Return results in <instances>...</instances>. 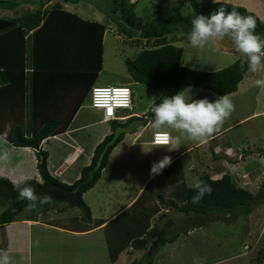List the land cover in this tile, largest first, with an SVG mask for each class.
I'll return each instance as SVG.
<instances>
[{
  "label": "trees",
  "instance_id": "obj_1",
  "mask_svg": "<svg viewBox=\"0 0 264 264\" xmlns=\"http://www.w3.org/2000/svg\"><path fill=\"white\" fill-rule=\"evenodd\" d=\"M23 1L34 8L20 16L0 19V84L7 83L8 75L12 73L9 72L10 70L15 71L12 74L23 73L22 69L16 70L15 66H11L12 63H16L17 54L21 53L20 62L23 63L27 59L26 53H29L32 67L34 63L36 65V56L33 57L31 52H28L29 45H33L42 52V66L46 67L48 72L75 75L82 81V85L91 89L102 67L105 24L82 18L76 12L63 7V3L76 4L79 0ZM49 1L54 2L46 6ZM180 1L182 6L187 4L185 3L187 0ZM189 1L194 6L192 11L184 14L176 12L160 19L153 16L146 22L141 21L135 12L136 1L110 0V5L107 2L105 9L98 3H88L96 7L111 22L116 19L114 15L118 16L119 19L116 21L118 27L130 37L139 32L142 38L153 39L151 47H145L134 57L127 58L125 65L132 81L158 93L155 98L157 104L164 96L175 95L190 86L210 90L220 96L230 94L237 90L247 71L246 66L243 70L240 66L244 57H239L228 66L215 71L192 69L182 65L180 62L182 47L167 40V34L175 25H183L186 31H189L191 20L195 16L207 17L222 7L226 11H237L243 16H252L256 20L255 34L264 37V22L243 6L223 1L203 4L198 0ZM0 4L3 8L14 9L21 4V0H0ZM133 41L140 43L139 38ZM34 70L38 71V66ZM83 98L82 94L78 99L57 98L53 101L51 96H47L46 101L51 111L49 119L32 130L21 125L13 126L10 130L0 127V135L16 147L36 148L41 140L66 130ZM151 104L152 102L148 105L144 118L133 114L123 120L109 121L111 132L96 144L90 162L81 167L80 176L72 183H65L50 172L47 163L48 152L45 150L37 151L36 165L40 181L26 179L20 184H15L9 178L0 176L2 208L0 224L16 220L26 208L29 202L19 200L18 189L30 185L38 196H50L51 202L38 203L31 213L25 214L27 217L34 219L36 209L46 210L51 203H65L77 207L81 210L80 216L57 217L47 220V224L82 232L105 223L102 230L107 256L111 263H115L122 252L131 248L129 253L137 250L144 252L130 264H158L155 260L160 248L165 249V244L173 242L177 236H184L190 229L198 228L207 222L219 219L230 220L231 216L236 217L238 213L248 214L261 200L260 194L256 198L250 190L238 186L227 173H223L218 178H212L208 174L200 175L199 182L203 181L209 185L211 194L206 193L199 203H193L192 198L196 195V189L185 184L183 167L177 158L160 174L154 175L135 200L121 213L107 222L100 218L91 219V210L83 194L97 183L109 161L111 151L118 144L123 143L125 134L137 129L138 121L144 123L146 119L148 121L153 119ZM130 113H136L134 105ZM142 123L137 125L140 126ZM173 207L179 211L176 213L188 215L180 227L175 226V218L165 214ZM158 214L161 223L154 220L155 217L158 218ZM168 230L169 235L166 237L165 233ZM263 258L264 245L259 249L256 260L261 261Z\"/></svg>",
  "mask_w": 264,
  "mask_h": 264
},
{
  "label": "rangeland",
  "instance_id": "obj_2",
  "mask_svg": "<svg viewBox=\"0 0 264 264\" xmlns=\"http://www.w3.org/2000/svg\"><path fill=\"white\" fill-rule=\"evenodd\" d=\"M54 1H49L46 3V6H50ZM131 1L137 2L135 12L143 22L148 21L153 16L160 19L176 12L184 14L194 10V6L189 0H187V2H185L187 4L183 6L180 4V0ZM198 1L203 4L215 1L227 3L238 1L241 3L240 1L243 0ZM244 1H246L247 6L237 3L230 4L243 6L247 10L248 8L251 9L252 11H248L254 13L264 22V0ZM23 2L24 1L21 0V4L14 9L3 8L0 4V19L20 16L22 13L31 11L34 8L32 5H26ZM107 2L110 5V0H79L76 4L63 3V6L68 10L77 11L83 18L92 19L95 15L93 12L95 8L91 7L93 5L88 3H98L105 9V4ZM83 9L87 12L84 13ZM114 16L116 19H113L112 22L106 16H96L99 18L97 20H102V22L105 23L107 31L103 40V67L96 81L93 83V86L130 85L133 90L132 101L134 111H136V109L144 110L148 108L149 102L155 99L158 93L153 90H148L143 84L132 81L127 74L125 60L134 57L136 53L145 47H151L154 41L153 39L146 40L142 38L139 32H136L132 37L121 32L116 22L119 18L116 15ZM138 38L140 43L133 41ZM167 40L173 42L176 46L182 47L183 51L180 62L182 65L192 69L215 71L228 66L239 57H242L228 38H225L223 41H210L202 49L191 47L188 42L187 31L183 25H175L172 31L167 34ZM257 79H264V72L252 73L248 70L246 71L244 82L250 85L236 95H231L230 98L235 106V110L221 128L226 127L236 119H242L241 117L249 114L253 109H264V87H259L254 84V81ZM192 98L198 100L201 99L202 96L194 94ZM86 100V107L79 111V115L75 119V124L79 123L85 116L87 117V115H92L94 117L97 115L100 116L101 114L96 109H87L89 107V99ZM90 112L91 114H89ZM109 124L110 123H104L102 125L92 126L87 130V134L86 131H80L82 133L79 132V138L86 139V137H89V130L92 131L93 128H103L104 130L107 129ZM151 132L152 130L148 129L141 134L148 133L149 136H151ZM173 133L175 137H179V143H175L176 147L184 148L189 146L188 144L194 142L175 130H173ZM213 142L214 144L218 143L221 147L219 148L220 150L216 151L215 158L212 156L211 147H208V143L194 151H189L183 156L184 160H188V164L199 163L197 168L194 167L192 169V167L189 166L188 170L184 167L185 184L188 185L189 183L188 187L195 186V184L199 182L200 175L203 174H208L212 178H218L223 173H227L238 186L250 190L256 198L260 194L259 199L261 200L253 206V209L248 214L238 213L236 217L231 216L230 220L224 221L219 219L207 222L198 228L190 229L184 236H177L173 243L165 244L167 252H163L162 248H160L162 255L157 253L155 260L158 264H163L162 262L165 260H168L169 264H207L212 262L217 264H264V258L261 261L256 260L259 249L264 245V114L252 115L233 124L226 129L222 135H218L215 140L211 141L210 144ZM52 143L51 141V146ZM129 145L130 139H125L123 143L115 147L96 185L83 194L85 202L91 208L92 217L111 216L123 203L133 196V193L135 194V191L139 189L137 184L140 185L144 183V173L138 170L142 167L140 161L142 163L144 161V155H139L143 153V150L139 151V154L136 151L130 150L123 152L125 151L123 150V146ZM44 147L48 146L45 145ZM142 147L146 148L145 145ZM133 148H137V146ZM204 150L209 153V157L206 155L207 152H202ZM225 155L232 159L237 158L239 155H244V158L241 159L240 157V162L233 163L231 161L236 159L229 160ZM222 156L228 159L229 163L220 162L219 158ZM28 157L29 156H27V158ZM151 159V157H148L147 161ZM217 159L218 163L215 162ZM159 160L160 159H158V161ZM29 161L30 159L27 161L28 164ZM82 162L83 157L75 163L73 161L72 163L69 162L67 173L60 178V180L68 183L72 181L73 177L77 179L80 176L79 166ZM54 163H56V161L52 162L51 171L55 168V166H53ZM220 163H223L222 167L219 166ZM14 164L16 165L17 162H14ZM27 168L28 169L25 171L28 172L29 176H32L29 178L37 180L32 175L35 168L33 167L34 169H30L29 165ZM215 168H219L217 170L218 173L214 171ZM221 169H223V171H221ZM189 175H192L191 177H195V179L190 178ZM216 175L219 176L215 177ZM20 176L25 177L24 171L21 172ZM67 176L68 178H66ZM75 178L73 181H75ZM18 179L19 178L15 179L16 183H21L26 178ZM176 211H178L177 208L173 207L165 214L168 217L175 218V226L180 227L181 223L185 222L188 215L180 214L178 213L179 211L176 213ZM29 213H31V210H26V208L21 212V214L24 215ZM34 215L35 217H42V219L48 218V216L53 218L68 215L80 216L81 210L65 203H51L46 210L36 209ZM157 216L158 218L155 217L154 220L160 222L161 219L159 218V214ZM37 232V229H35V231L33 229V238L35 241ZM168 232L169 230L165 233L166 237L169 235ZM38 235V243L42 242L40 245L43 246L40 247L38 244L34 243L35 241H31L32 256H34L36 251L35 246H37V249L42 253L47 250L48 256H45L48 257L49 264H89L90 258H94L95 264H114L108 259L102 229L94 230V232L83 237L68 233H59L51 231L50 229L40 230ZM179 247L181 248L178 249ZM2 250H4V247ZM127 250H125L122 255L123 260L120 262L118 260L117 264H127L123 263V261L127 259L130 260L129 255V258H126V254H128ZM143 252L141 253V251L137 250L134 258H139L140 253L141 257ZM134 258H132V260ZM35 262L36 261L32 259L30 264H35Z\"/></svg>",
  "mask_w": 264,
  "mask_h": 264
},
{
  "label": "crops",
  "instance_id": "obj_3",
  "mask_svg": "<svg viewBox=\"0 0 264 264\" xmlns=\"http://www.w3.org/2000/svg\"><path fill=\"white\" fill-rule=\"evenodd\" d=\"M240 2L241 3H239L238 1L237 2L231 1L230 3H237V4L247 6L246 1L243 0ZM91 7L95 8V11H93L95 15L92 19H88V20L105 24L104 22H102V20H97L99 18L96 17L97 15L101 17H104L105 15L101 13L100 11H98L96 7L94 6H91ZM83 10H84V13L87 12L85 9ZM248 10H251V9L248 8ZM75 12L77 13V11ZM77 14L81 16L79 13ZM106 31H107V28L103 34V40H104ZM31 32L32 31H30V33ZM28 50H29L28 52H31V55L33 57L36 56V59H37L36 65L34 63L33 67L34 69H36V67L38 66V71L34 70L31 65V61H29V53H26L27 59L24 60L23 63L20 62L21 53L17 54L16 63L15 64L12 63L11 66H15L16 70L22 69L23 73L22 74L21 73L12 74L15 71L8 70L9 72H12V73H10L11 75H8L7 83L0 84V127L1 128H4V129L8 128L10 130L13 126L21 125L24 128L26 127L32 130V128L38 126L41 122L49 119V117H51L50 116L51 111L49 107L50 105L46 101L47 96H51L53 101L54 99H57V98H61L64 100L68 98L78 99L79 95H82V94L84 98L80 106L76 109V112L72 120L70 121V123L67 125L66 130L63 133L49 136L41 140L39 146L36 147L38 149L33 148V147H16L10 144L7 140H5L0 135V153H3L5 150L9 153L7 160H0V176L9 178L15 184H20V183H16L15 179L17 178H19L18 180H20V179H25V178L30 179L29 177H32V176H29L28 172L25 171L26 169H28L27 168L28 165L30 166V169H32L33 167L35 168V171L32 173V175L38 181H40V177L38 175L39 172H38L37 165H36L38 150H45L48 152L47 163H48L49 170L52 166V162L56 161V163H54L53 165L55 166V168L52 171L50 170V172L52 174L54 173L55 176L62 178L67 173V169H68L67 166H69L70 164L69 162L72 163L73 161L75 163L76 161H78L79 159L83 157V162L79 166V170L84 165H87L90 162L91 155H92L93 149L96 146V144L99 143L106 134L111 132V127H110L111 123L106 122V121L103 122L101 120V114L100 116L97 115L94 117L92 115L90 116L87 115V117L85 116V118L81 120L79 123L75 124V119L78 117L79 111H81V109L86 107V103H85L87 101L86 99L90 100L89 98L90 89H87L86 85H82V81H80L79 78H77L75 75H65V74L59 75L57 73L48 72V69L42 66V62H41L42 52L38 51L36 46L33 47V45H29ZM103 53H104V50L102 48V67H103ZM39 64H41L40 67H39ZM102 67H101V70H102ZM16 72H20V71H16ZM32 72H33V75H31ZM249 85H250L249 83L245 84L244 78H243L242 81L238 84L237 90L230 93V97L231 95L234 96L238 92L249 87ZM186 89H190L191 97L194 94L201 95L202 96L201 99L207 98L210 101H214L217 97L220 96L210 90L201 89L195 86L187 87L184 90ZM151 102L152 100L149 102V104ZM89 107L87 109H94V108H91V107L89 108ZM147 109L148 108H145L144 110H139V111L137 110L135 111L136 113H130L129 115L135 114L138 116H142V118H144L145 113L147 112ZM89 114H91V112ZM257 114H264V109L263 108L253 109L249 114L241 117L242 119H236L231 124L227 125L226 127L221 128L217 133H214L211 137H209L205 141L203 142L194 141L193 143L188 144L189 146L184 147V148L176 147V144L174 143L154 144L153 142H151V136H149L148 133L141 134L143 131L145 132V130H148V129L154 132V130L150 126V121H148L146 118H145L146 120H144V123H142V121H138L137 123L139 124L142 123V124L139 126L136 123L137 129H135L133 132H127L123 138V141L125 139L127 140L130 139V145L123 146V150H125L123 152H127L128 150H130V151H136L139 154V151L143 150V153L139 155L140 156L144 155V161L143 163L140 161V165H142V167L139 168L138 170L144 173V178H143L144 183L140 185L137 184V186H139V189L135 191V194L133 193V196L130 197V199L127 200L125 203H123L111 216H108V217L102 216L98 218L107 222L111 220L113 217H115L116 215H118L119 213H121L124 209H126L139 195L144 185L154 176L150 173L151 164L154 162H157L158 159H162L164 156H169L171 158V161H173L174 159L178 158L183 169L184 167H186L189 170V166H191L192 169L194 167L197 168V165L199 163L198 164H188L187 163L188 160H184L183 156L186 155L189 151L191 150L194 151L195 149L208 143L209 144L208 147L209 146L211 147L212 156L213 158H215L216 151L220 150L219 148L221 147L219 146L218 143L214 144L213 142L212 144H210V142L215 140L218 137V135L219 136L222 135L224 131L228 129L230 126H232L233 124L245 118H248L249 116L257 115ZM104 123H110L107 129L103 130V128L102 129L93 128L92 131L89 130L90 132L89 137H86V139L79 138V134L82 133L80 131H84V132L86 131V134H87L88 133L87 130L90 129L92 126L102 125ZM165 131L169 132V134L172 137H175L173 133V129L169 128V129H166ZM152 132H151V135H152ZM51 141L53 142L52 146H51ZM45 145H47L48 147H44ZM143 145H145L146 148H143L142 147ZM135 146H137V148H133ZM114 149L115 147L113 148V150ZM113 150L111 151V154L113 153ZM202 152L205 153L207 151L204 150ZM111 154H110V157H111ZM208 154L209 153L207 152L206 153L207 157H209ZM27 156L29 157L27 158ZM55 156H56V159H55ZM225 156L229 158V160L236 159L234 161H231L233 163L240 162L241 161L240 157L241 159L244 158V155H239L237 158H233V159L228 157L227 155ZM110 157H109V160H110ZM148 157H151L152 159L147 161ZM222 157L221 158L218 157L220 159V162L223 161L225 163H229L228 159H226L224 156ZM29 159L30 161L28 164L27 161ZM14 162H17V164L15 165ZM215 162L218 163V159L215 160ZM222 164L223 163H220L219 166L222 167ZM218 169L219 168H215L214 171H217ZM22 171H24L25 177L20 176ZM221 171H223V169H221ZM219 175H216L215 177H218ZM189 176L190 178L195 179V177H191L192 175H189ZM66 178H68V176ZM74 178L75 177H73L72 181L74 180ZM72 181L70 182L67 181V182L71 183ZM62 217H65V216H62ZM54 218H57V217H54ZM50 219H53V217L48 216V218L42 219V217L37 216V217H34L33 219V217H27L24 214H19L16 220L5 223L3 225L0 224V235L2 236V240L0 236V250H2V248L4 247V251L7 252V255L9 258V264H30L32 259L36 261L35 264H49L48 257L45 256V255L48 256L47 250H45L44 253H42L39 249H37V246H35L36 251H35L34 256H32L30 243L31 241L32 242L35 241L33 238V229L34 231L35 229L38 230L37 234L35 235L36 241L34 243L42 247L43 245H40L42 244V242L38 243L39 242L38 233L40 230L50 229L51 231H55L59 233H68L74 236L83 237V236H87L88 234L94 232V230L96 231V230L102 229L103 226L105 225L104 223L88 231L79 232V231H70V230H66L63 228H59V227L47 224V220H50ZM91 219L94 220L96 219V217H92V214H91ZM180 248L181 247H179L178 249ZM128 249H131V248H128ZM129 251L130 250H127L128 254H126V258L129 255L130 260L127 259L126 261H123V263L129 264L134 259H138V258H134L136 255V251H133L132 254H130ZM163 251L167 252L166 248L165 250L163 249ZM124 252L120 254L119 259H118L119 262L123 260L122 255ZM142 252L143 251L141 250V253ZM141 253L139 254V256L141 255ZM132 258L134 259L132 260ZM118 260L114 264H117ZM93 263L95 264L94 258L93 259L90 258L89 264H93ZM162 263L169 264L168 260H165ZM207 264H217V263L212 262V263H207Z\"/></svg>",
  "mask_w": 264,
  "mask_h": 264
},
{
  "label": "clouds",
  "instance_id": "obj_4",
  "mask_svg": "<svg viewBox=\"0 0 264 264\" xmlns=\"http://www.w3.org/2000/svg\"><path fill=\"white\" fill-rule=\"evenodd\" d=\"M256 20L252 16H243L237 11H226L220 7L209 16H195L191 28L187 31L188 42L193 48H204L210 41L231 40L236 51L244 57L241 69L252 73L264 72V37L255 34ZM254 84L264 87V79ZM235 110L230 94L217 97L214 101L207 98L193 99L190 89L172 96H164L160 103L152 100L150 111L153 119L150 126L154 130L151 142L154 144L179 143V137H172L166 129H173L192 141L203 142L217 133L224 122ZM164 141V143H161ZM9 153H0V160H7ZM171 158L164 156L151 165L150 173L158 175L171 164ZM196 195L192 202L199 203L204 195L211 194V187L200 181L195 184ZM19 200L28 201L26 210H33L37 204L51 202L48 195L38 196L35 189L28 185L18 189ZM0 264H9L7 252L0 250Z\"/></svg>",
  "mask_w": 264,
  "mask_h": 264
},
{
  "label": "built area",
  "instance_id": "obj_5",
  "mask_svg": "<svg viewBox=\"0 0 264 264\" xmlns=\"http://www.w3.org/2000/svg\"><path fill=\"white\" fill-rule=\"evenodd\" d=\"M132 92L130 85L126 84L92 86L89 92V106L101 113L103 122L123 120L128 117L133 107ZM153 142L156 143L154 133Z\"/></svg>",
  "mask_w": 264,
  "mask_h": 264
},
{
  "label": "snow or ice",
  "instance_id": "obj_6",
  "mask_svg": "<svg viewBox=\"0 0 264 264\" xmlns=\"http://www.w3.org/2000/svg\"><path fill=\"white\" fill-rule=\"evenodd\" d=\"M161 142H164V141H161Z\"/></svg>",
  "mask_w": 264,
  "mask_h": 264
}]
</instances>
